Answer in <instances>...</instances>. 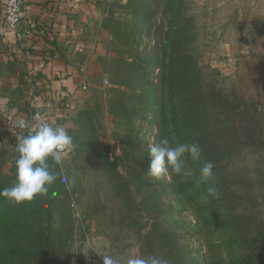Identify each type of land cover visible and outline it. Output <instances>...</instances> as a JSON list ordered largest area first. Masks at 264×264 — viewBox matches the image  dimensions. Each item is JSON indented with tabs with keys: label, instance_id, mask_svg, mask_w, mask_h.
Instances as JSON below:
<instances>
[{
	"label": "rangeland",
	"instance_id": "374dc122",
	"mask_svg": "<svg viewBox=\"0 0 264 264\" xmlns=\"http://www.w3.org/2000/svg\"><path fill=\"white\" fill-rule=\"evenodd\" d=\"M176 25L185 27L182 51L209 90L244 105L234 120L223 118L231 129L220 142H250L221 162L207 186L215 195L187 185L189 163L181 175L147 176L149 146L170 141L173 130L159 134V102L151 101L164 92L157 61L173 57ZM82 26L75 60L86 89L60 121L74 147L64 170L52 165L73 182L58 178L22 205L0 198V264H103L96 251L118 264L129 254L168 264H264V0H98ZM127 73H142V82L126 86ZM7 157L1 148L0 189L16 183Z\"/></svg>",
	"mask_w": 264,
	"mask_h": 264
},
{
	"label": "crops",
	"instance_id": "0c3cea01",
	"mask_svg": "<svg viewBox=\"0 0 264 264\" xmlns=\"http://www.w3.org/2000/svg\"><path fill=\"white\" fill-rule=\"evenodd\" d=\"M6 1L0 0V18ZM97 2L25 0L21 29L31 33L22 39L13 31L0 37V96L11 101L17 119L32 125L33 108L47 97L59 104L67 97L70 110L75 106L73 96L81 90L75 60L81 45L79 34L82 21L95 13ZM63 117L65 114L54 115V125H60ZM7 140L0 127V149Z\"/></svg>",
	"mask_w": 264,
	"mask_h": 264
},
{
	"label": "trees",
	"instance_id": "16d2710c",
	"mask_svg": "<svg viewBox=\"0 0 264 264\" xmlns=\"http://www.w3.org/2000/svg\"><path fill=\"white\" fill-rule=\"evenodd\" d=\"M185 30L182 25L171 28L170 49L173 57L167 65L165 61H157L158 68L164 70V73L159 74L160 84H158L163 87L164 92L159 96L158 94L155 95L151 104L157 105L159 102L158 108L154 112L157 121L159 119V134L164 133V128L170 125L173 129L169 132L170 142L173 146L177 143H196L199 145L201 149L200 161H193L187 155L184 159L185 163L193 166V173L188 177L187 185L190 184L193 188L192 191L196 195H200L210 183H215L217 180L215 178L203 181L200 178V168L203 163L210 161L214 164V177L226 155L237 150L240 145L248 146L250 139L246 135L244 136L245 142L238 139L232 144L220 142L226 132L231 129V123L227 120H234L244 105L239 98L232 101L223 92L214 89L209 90L208 87L210 86L203 81L202 73L197 72V61L192 59L187 51H182V47L186 45ZM177 52L182 53V55L178 53L176 56ZM193 67L195 71H191ZM168 68L172 69V73H166ZM140 76L144 75L142 73H138V75L127 73L125 75L126 86H131L132 81L135 80L142 82ZM137 91H139V95L136 96L137 100L145 103L148 97L144 96L143 89L139 87ZM160 95L163 97L161 98ZM167 104L168 110L171 112L170 117L166 114ZM236 110H238L237 113H235ZM223 118L227 120L224 121ZM234 131L237 134L240 130L234 129ZM159 198L160 196L156 198L157 204Z\"/></svg>",
	"mask_w": 264,
	"mask_h": 264
},
{
	"label": "clouds",
	"instance_id": "9594fccd",
	"mask_svg": "<svg viewBox=\"0 0 264 264\" xmlns=\"http://www.w3.org/2000/svg\"><path fill=\"white\" fill-rule=\"evenodd\" d=\"M13 123L14 127L21 130L16 136V183L0 189V198L10 204L22 205L31 203L38 196L46 195L58 178H61L62 183L71 185L73 181L67 176L60 177L59 172L52 170L53 164L60 166L62 170L64 157L74 147L73 139L66 128L43 120L30 125L23 118H18ZM149 154L151 161L147 176L155 180L168 178L169 170L173 174L181 175L186 155L193 161L201 160V149L198 144L177 143L173 146L168 138L151 144ZM213 169L212 162H204L200 168V178L203 181L211 180ZM207 192L209 195H215L216 189L210 185ZM96 253L102 256L103 264H118L111 255L100 254L97 251ZM126 264H168V261L157 255L129 254Z\"/></svg>",
	"mask_w": 264,
	"mask_h": 264
},
{
	"label": "built area",
	"instance_id": "2783aa9c",
	"mask_svg": "<svg viewBox=\"0 0 264 264\" xmlns=\"http://www.w3.org/2000/svg\"><path fill=\"white\" fill-rule=\"evenodd\" d=\"M25 0H7L3 10L2 17L0 18V37L5 36L9 31L16 33L18 39H22L24 35L30 34L31 31H24L21 29V25L24 17ZM32 82V81H31ZM81 89L85 90V86H81ZM68 93H72V90H68ZM11 101L7 97L0 96V127L6 132L7 142L5 144L8 151V162L15 166V160L17 153L16 148V136L21 133V130L14 127V121L17 120L16 115L11 111ZM69 101L67 97L61 104L56 103L54 98L47 97L41 106L35 105L32 111V125L38 124L41 120L53 124L52 117L56 114H68L69 113ZM26 134V130H25ZM71 156V150L64 157L62 170L65 169L66 161ZM73 207L75 205L73 204Z\"/></svg>",
	"mask_w": 264,
	"mask_h": 264
}]
</instances>
